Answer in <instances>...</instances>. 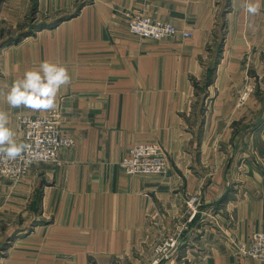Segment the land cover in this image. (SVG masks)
<instances>
[{
	"label": "crops",
	"instance_id": "crops-1",
	"mask_svg": "<svg viewBox=\"0 0 264 264\" xmlns=\"http://www.w3.org/2000/svg\"><path fill=\"white\" fill-rule=\"evenodd\" d=\"M247 2L37 0L39 13L65 16L0 46V112L20 143L17 115L50 108L10 105L12 83L42 61L62 65L70 78L55 107L77 143L62 150L54 170L32 166L22 183L8 185L11 195L0 185V240L6 208L13 216L27 203L33 209L29 228L0 248V264H90V257L150 264L171 235L178 243L156 253L164 257L158 264H264L237 255L231 243L264 231V0L256 13ZM225 4L222 50L213 55ZM31 5L0 0V31H15ZM123 9L170 21L189 36L139 37ZM246 82L254 92L240 102ZM143 142L159 143L166 172L132 175L120 167ZM197 195L199 203L189 201Z\"/></svg>",
	"mask_w": 264,
	"mask_h": 264
},
{
	"label": "built area",
	"instance_id": "built-area-1",
	"mask_svg": "<svg viewBox=\"0 0 264 264\" xmlns=\"http://www.w3.org/2000/svg\"><path fill=\"white\" fill-rule=\"evenodd\" d=\"M130 31L145 38H172L178 35L189 36L188 32L180 30L170 21L154 18L150 15L129 10L124 13ZM247 93L242 96L245 99ZM58 115L48 114L44 116H25L22 119L27 128L26 144L28 146L26 161L42 160L45 162L58 160L56 149L62 143L71 144L73 139L61 138L58 132L55 118ZM33 160V161H34ZM12 165L9 170L13 169ZM6 163V164H8ZM0 165V173L3 170ZM120 166L129 174L138 173H164L167 169V157L161 146L156 143H138L131 147L129 153L120 161ZM25 171V170H23ZM22 171V172H23ZM192 203H199V197L189 199ZM178 243L177 236H169L156 246L159 254L167 255ZM232 247L237 255L255 258L264 262V231L253 232L247 240H231Z\"/></svg>",
	"mask_w": 264,
	"mask_h": 264
},
{
	"label": "rangeland",
	"instance_id": "rangeland-1",
	"mask_svg": "<svg viewBox=\"0 0 264 264\" xmlns=\"http://www.w3.org/2000/svg\"><path fill=\"white\" fill-rule=\"evenodd\" d=\"M31 1H32V5H31L30 11H28V13L26 14L25 20L22 23L17 25L15 31H12L10 29H7L8 31L6 33L3 31H0V36L4 35V36L0 37V40L5 38V39L0 41V46L6 45V44L11 43V42L20 41L26 36V35L24 36L23 34L29 33V32L30 33L34 32L35 29L40 28L43 24L47 25L48 22L49 23L50 22H56L65 16L62 13L53 14V15H47L45 13H39L38 7H37V0H31ZM226 8H227V4H225L223 6V9H226ZM129 10L130 9H123V11H122V18L124 19V21L126 23H127V20H126V16L124 13L129 11ZM226 11H227V9L225 11H223L221 13V16L218 18V21L220 22L221 26H220V31L217 33V36H215L213 38L212 42H214V47H213V49L208 48V51H214L213 55H218L219 52H221V50H222V41H223V38L225 37L224 31H226V21L224 20L223 15L225 14ZM5 34H6V37H5ZM27 36H28V34H27ZM137 36H139V35H137ZM139 37H142V36H139ZM143 38H145V37H143ZM150 39H152V38H150ZM160 39H169V38H160ZM154 40H156V39H154ZM252 92H254V85L252 83L246 82L245 86H244V90L242 91V93L240 95V102H245L250 97L249 93H252ZM245 93H247V95H246L245 99H242V96ZM260 98L264 101V95H261ZM48 114L58 115L57 118H55V117L54 118L56 121L58 120L57 128H58V132H59L60 137L73 139V143H71V144L70 143L69 144L62 143L58 146V148L56 149V152L58 153V160L45 162L42 160H34L33 159L34 161L31 160L28 162V161H26L27 149H28V146L26 144L27 128L25 127L24 122H22V119L25 116H32V117L38 116V117H40V116H44V115H48ZM17 122L19 123L21 130H22L21 141H20V143H17V144L25 145V147L14 158H9V157H7V155L4 152L0 151V165L5 164V165H3V170H1V173H0V185L5 184L7 186V192L10 195L12 193V189L8 188V185L22 183L25 180V177L29 174V171L32 168V166L38 165L39 167H43L45 165H48L54 170L55 168L59 167V165H61V163H62V156H61L62 150L66 149V148H71L72 146H74L77 143V139L73 135L67 134V132L65 133L62 130V107L60 105L57 107L50 108L48 111H46L44 114H41V115H32L28 112L21 113V114L17 115ZM17 141H18V139H17ZM143 143H146V142H143ZM149 143L159 144L157 142H149ZM133 146L134 145H132L131 147H133ZM131 147H130V149H131ZM130 149L128 150L127 154L129 153ZM12 159H15L16 161L13 162V169L9 170V167L12 164L8 163V162H10ZM6 163H8V164H6ZM23 170H25V171H23ZM138 174H161V173H138ZM132 175H136V174H132ZM43 183H44V181H42V183H39L38 187L36 188L37 191L35 194H36L37 201L39 199H41V193L39 191L41 190ZM9 194H4V197H6V199H7ZM0 196H1V194H0ZM29 210H33L30 207L29 203H27L26 209L22 210V212L19 216H13L11 209H8V208L5 209V212L2 213V216H3V219L6 220V222H4L5 226L2 227L3 228L2 229L3 238L0 240V248L5 249V250L7 248H9L12 245V242H13L15 236H17L19 234V230L22 231L25 228L26 229L29 228V225H28V222L30 219L29 218V214H30ZM36 212H38V211H36ZM13 220H15V221H13ZM42 220L43 219H41V221ZM16 224L19 225L20 229L14 230L12 232V227L14 225L16 226ZM25 225H26V227H25ZM154 252L155 253L153 254V257L150 258L151 259L150 264H158L161 261V259L164 258L163 256H156V253H158V252L156 251L155 248H154ZM89 260H90V264H95V263H93L92 257H90Z\"/></svg>",
	"mask_w": 264,
	"mask_h": 264
},
{
	"label": "clouds",
	"instance_id": "clouds-1",
	"mask_svg": "<svg viewBox=\"0 0 264 264\" xmlns=\"http://www.w3.org/2000/svg\"><path fill=\"white\" fill-rule=\"evenodd\" d=\"M245 7L249 13H256L259 11V2L248 0ZM69 78L64 66L45 60L41 62L39 70H26L22 78L14 81L6 99L12 106L23 104L34 109L53 108L58 89ZM7 119V114L0 112V151L7 157L14 158L25 145L17 144L13 140V133L7 126Z\"/></svg>",
	"mask_w": 264,
	"mask_h": 264
},
{
	"label": "trees",
	"instance_id": "trees-1",
	"mask_svg": "<svg viewBox=\"0 0 264 264\" xmlns=\"http://www.w3.org/2000/svg\"><path fill=\"white\" fill-rule=\"evenodd\" d=\"M27 34H28V33H25V34H23V35L25 36V35H27Z\"/></svg>",
	"mask_w": 264,
	"mask_h": 264
}]
</instances>
